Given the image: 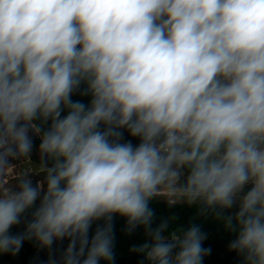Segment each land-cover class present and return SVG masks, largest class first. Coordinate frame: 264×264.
Segmentation results:
<instances>
[{"label":"clouds","instance_id":"1","mask_svg":"<svg viewBox=\"0 0 264 264\" xmlns=\"http://www.w3.org/2000/svg\"><path fill=\"white\" fill-rule=\"evenodd\" d=\"M157 197L264 264V0H0V253L67 238L62 264H111L119 216L149 264H203L199 226L152 228Z\"/></svg>","mask_w":264,"mask_h":264},{"label":"trees","instance_id":"2","mask_svg":"<svg viewBox=\"0 0 264 264\" xmlns=\"http://www.w3.org/2000/svg\"><path fill=\"white\" fill-rule=\"evenodd\" d=\"M84 85H81L80 91L73 94L74 101H80L86 105L90 103V96L81 95ZM66 114L62 113V115ZM123 131L124 139L122 142L131 141L132 144L138 145L139 139L132 137L126 130ZM39 137L33 136L32 157L37 158L39 153L38 146ZM37 206L39 203H36ZM154 211L152 228L157 227L162 221L170 220V228L180 227L187 228L191 225L200 227L201 232L206 235L202 245L204 248L210 249V252L203 257V264H244L243 257L235 251L230 250L229 244L235 239V234L225 229L223 223L214 219L213 214L202 215L200 206L188 205L187 203L169 204L168 200L154 198L149 205ZM29 210L23 214L21 223L13 226L10 229V234H22L26 229V224L31 218ZM236 211L234 207L228 210L225 214H233ZM174 218V219H173ZM98 224L92 225L89 232V238L94 234ZM114 225V261L111 264H149L144 255L132 251L133 247H138L140 244L149 242L150 237L145 233L144 228L137 227L133 232L128 233L125 230L126 219L115 216L113 219ZM69 240H57L53 242L50 248H42L35 240H25L16 254L0 253V264H62V255L67 248ZM100 264H110L108 261H100Z\"/></svg>","mask_w":264,"mask_h":264},{"label":"built area","instance_id":"3","mask_svg":"<svg viewBox=\"0 0 264 264\" xmlns=\"http://www.w3.org/2000/svg\"><path fill=\"white\" fill-rule=\"evenodd\" d=\"M31 159H33L32 155H31ZM25 162H26V161H22V162H20V161H15V160H14V161H11V163L16 164V165H14V167H13L12 169H9L8 174H6V175L3 177L2 183H3L4 185H7V184L9 183V179H10V178L14 179V178H15V175H16L19 171H21V170L24 169V163H25ZM29 179L32 181L33 186H35L36 183L38 182V181H35V179H34L33 176H29ZM42 195H43V193H41V196H42Z\"/></svg>","mask_w":264,"mask_h":264},{"label":"rangeland","instance_id":"4","mask_svg":"<svg viewBox=\"0 0 264 264\" xmlns=\"http://www.w3.org/2000/svg\"><path fill=\"white\" fill-rule=\"evenodd\" d=\"M39 159H40V154L38 153L37 158H33L32 161H33L34 163H38V162H39ZM25 168H31V165H30L29 162H25V163H24V169H25ZM33 170H34V169H33ZM30 176H33L34 179H35V181H38V182L44 180V174H43V173H41V174H33V175H30ZM157 199H164V200H167V199L164 198V197H157ZM36 203H39V200H37Z\"/></svg>","mask_w":264,"mask_h":264}]
</instances>
